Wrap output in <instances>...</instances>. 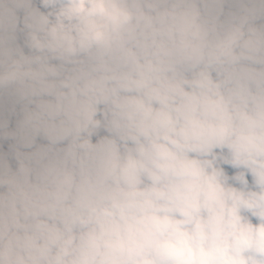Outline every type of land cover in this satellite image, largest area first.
<instances>
[{"label":"clouds","instance_id":"9594fccd","mask_svg":"<svg viewBox=\"0 0 264 264\" xmlns=\"http://www.w3.org/2000/svg\"><path fill=\"white\" fill-rule=\"evenodd\" d=\"M0 264H264V0H0Z\"/></svg>","mask_w":264,"mask_h":264}]
</instances>
